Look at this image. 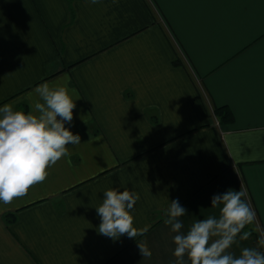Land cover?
I'll use <instances>...</instances> for the list:
<instances>
[{
	"label": "crops",
	"instance_id": "obj_1",
	"mask_svg": "<svg viewBox=\"0 0 264 264\" xmlns=\"http://www.w3.org/2000/svg\"><path fill=\"white\" fill-rule=\"evenodd\" d=\"M65 78L81 144L0 203V264H174L170 202L188 210L186 232L219 215L213 195L241 187L256 222L229 251L264 252V0H0V106L27 113L36 86ZM111 188L139 194L150 257L99 234Z\"/></svg>",
	"mask_w": 264,
	"mask_h": 264
},
{
	"label": "clouds",
	"instance_id": "obj_2",
	"mask_svg": "<svg viewBox=\"0 0 264 264\" xmlns=\"http://www.w3.org/2000/svg\"><path fill=\"white\" fill-rule=\"evenodd\" d=\"M88 2L98 4L100 0ZM29 97L32 104L27 113L14 109L10 103L0 106V203L4 205L44 182L48 169L70 154L69 145L81 144L79 134L65 126L72 124L75 101L80 99L74 88L70 93L67 78L63 84L41 83ZM139 198L136 191L127 188L104 191L102 204L95 208L101 219L99 234L115 241L125 234L136 239L147 233L151 225L134 227L132 212ZM211 207L219 208L218 216L198 219L185 232L181 218L188 210L178 199L170 202L164 223L176 233L174 264H186L185 257L189 264H264V252L255 247H244L239 255L229 251L237 239H249L251 231L243 230L256 222L246 190L241 187L215 194ZM255 230L259 233L257 244L264 246V228ZM136 242L142 257H150L147 243L137 239Z\"/></svg>",
	"mask_w": 264,
	"mask_h": 264
},
{
	"label": "trees",
	"instance_id": "obj_3",
	"mask_svg": "<svg viewBox=\"0 0 264 264\" xmlns=\"http://www.w3.org/2000/svg\"><path fill=\"white\" fill-rule=\"evenodd\" d=\"M215 115L220 121H230L232 120V114L226 106H218L214 110Z\"/></svg>",
	"mask_w": 264,
	"mask_h": 264
}]
</instances>
